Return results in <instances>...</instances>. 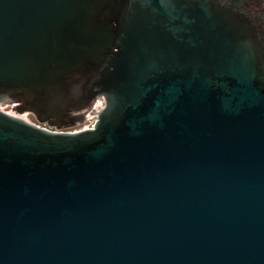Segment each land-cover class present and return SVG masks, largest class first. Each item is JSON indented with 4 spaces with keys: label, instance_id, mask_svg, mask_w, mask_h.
Listing matches in <instances>:
<instances>
[{
    "label": "water",
    "instance_id": "1",
    "mask_svg": "<svg viewBox=\"0 0 264 264\" xmlns=\"http://www.w3.org/2000/svg\"><path fill=\"white\" fill-rule=\"evenodd\" d=\"M0 264H264V0H0Z\"/></svg>",
    "mask_w": 264,
    "mask_h": 264
},
{
    "label": "built area",
    "instance_id": "2",
    "mask_svg": "<svg viewBox=\"0 0 264 264\" xmlns=\"http://www.w3.org/2000/svg\"><path fill=\"white\" fill-rule=\"evenodd\" d=\"M95 123H96V120H93V121H91L89 124H87V125H85V126L79 128V129L75 130V132H76V131H81V130H89V129H93L94 126H95Z\"/></svg>",
    "mask_w": 264,
    "mask_h": 264
},
{
    "label": "flooded vegetation",
    "instance_id": "3",
    "mask_svg": "<svg viewBox=\"0 0 264 264\" xmlns=\"http://www.w3.org/2000/svg\"><path fill=\"white\" fill-rule=\"evenodd\" d=\"M11 110V108H8L7 109V111H10ZM28 119L30 120V121H32V122H35L34 120H35V118H34V116L33 115H29L28 116ZM91 121H89L87 124H89ZM73 123H77V122H73ZM68 124H70V123H68ZM86 124V125H87ZM77 129H79V128H76L75 130H77Z\"/></svg>",
    "mask_w": 264,
    "mask_h": 264
}]
</instances>
